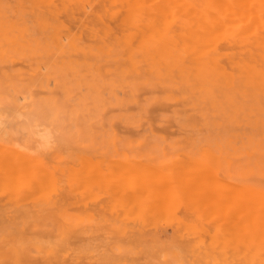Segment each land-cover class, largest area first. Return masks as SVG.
I'll return each instance as SVG.
<instances>
[{"label":"rangeland","instance_id":"1","mask_svg":"<svg viewBox=\"0 0 264 264\" xmlns=\"http://www.w3.org/2000/svg\"><path fill=\"white\" fill-rule=\"evenodd\" d=\"M47 1L57 5L53 12L31 0H0V156L8 165L0 170V264H264V156H257L264 153V91L205 87L178 70L159 74L158 61L131 66L128 51L113 44L139 33L131 20L111 15L124 13L128 0ZM184 1L199 8L208 0L173 6ZM151 2L144 1L145 39L176 22H200L185 6L168 11L171 0L163 6L171 17L159 10L164 1L161 13ZM230 34L217 33L224 47ZM31 156L44 178L31 175ZM207 181L210 191L202 190ZM15 246L27 255L11 254Z\"/></svg>","mask_w":264,"mask_h":264},{"label":"bare ground","instance_id":"2","mask_svg":"<svg viewBox=\"0 0 264 264\" xmlns=\"http://www.w3.org/2000/svg\"><path fill=\"white\" fill-rule=\"evenodd\" d=\"M33 5L37 8H40V11L41 12H53L54 9L57 7V5H54V2L51 4H49L50 2L47 1V0H31ZM62 2H64L65 0H61ZM112 1V0H111ZM113 1H116V0H113ZM121 1V0H120ZM126 1V0H125ZM144 1H147V0H128L126 3V8H124L125 12L124 13H117L115 14V12H113V14L111 15H115L116 17H118V19L120 20H131L134 24H132L134 26V28L136 29L135 31V34L136 33H139L138 34V37L137 39H130V38H126L124 40H116L114 41L115 43L113 44L114 47L116 49H118V51H124V50H127L128 51V62L131 64V66L135 67L137 64H139V62L141 61H147V62H151V61H154L153 62V65H157L155 61H158V64L160 66H156L154 70V72L156 73H159V74H162V72H167V71H172V70H178L180 71L181 73H184L187 77V79L190 81V79L192 80V77L195 78L196 82H199L202 84V86H205V87H210V86H214V85H225L227 88H230V87H238V88H242V87H250L252 86L255 90H259V91H264V0H208L207 2H204V3H201L199 4V8H197V6L184 1V5L181 4V6L179 5V3L176 2V5L177 6H180L178 7V10L180 11L181 7L185 8L186 11H188L187 13H193L194 12H197L198 15L200 17V22L195 24V25H192L191 24H186L183 22V25L178 22L174 23L173 25L167 27V26H164L165 29L164 31L160 32V34L157 36V37H151V38H148V39H145L143 38V35L144 33H146L145 31L142 30V15H143V12H144ZM149 1V0H148ZM150 1H153V0H150ZM157 1L156 3H152V5H155L156 4V10L158 6H161V2H162L164 5L161 6V8L159 9L160 11L163 10V12L167 11V7H165L166 9L164 10V7L166 2H168V0H155ZM174 1L176 0H171V4H172V8H174V11L173 9L171 8V4L168 2L166 4V6L170 5L168 7V11H170V9L172 11L170 12H176V8L177 6H173L175 3ZM107 2V1H106ZM124 1H122L123 3ZM119 2L117 1V4ZM121 3V2H120ZM121 3V6L124 7V5ZM128 3V4H127ZM160 3V4H159ZM108 4V3H107ZM159 4V5H158ZM110 4H108L109 6ZM112 5V3H111ZM119 5V4H118ZM87 6V5H86ZM107 6V7H108ZM155 7V6H154ZM110 7H108L109 9ZM120 8V7H119ZM122 8V7H121ZM120 8V9H121ZM159 8V7H158ZM163 8V9H162ZM180 8V9H179ZM155 10V12H156ZM157 11L159 13H161L160 11ZM184 10V9H183ZM167 11V12H168ZM120 12V11H119ZM122 12V11H121ZM156 12V13H157ZM170 12H168L167 14H169V17H171L172 15L170 14ZM178 12V11H177ZM181 12H182V9H181ZM185 12V10H184ZM93 15H97V10H93ZM158 13V14H159ZM166 13V12H165ZM164 13V18L166 19L168 16L167 14ZM179 13V12H178ZM103 14V13H102ZM174 14L173 13V17H174ZM183 15L186 13H182ZM171 15V16H170ZM188 15V14H187ZM157 16V15H156ZM160 16V14H159ZM159 16L158 19L155 18V20H159ZM189 16H192L191 14H189ZM189 16H187L189 18ZM155 17V15L153 16ZM172 17V18H173ZM198 17V18H199ZM170 18V19H172ZM107 19V18H106ZM115 19V18H114ZM154 19V18H153ZM162 19V17H161ZM165 19L163 21H165ZM190 19V18H189ZM194 19V20H193ZM192 20L195 21L196 18L194 17ZM155 20L153 22H155ZM167 20V19H166ZM65 21V20H64ZM67 21V20H66ZM119 21V20H117ZM160 21V20H159ZM158 21V23H159ZM169 21V20H168ZM191 21V20H190ZM196 22V21H195ZM113 23V22H112ZM157 23V22H156ZM155 23V24H156ZM161 24H163L162 22H160ZM159 23V24H160ZM178 23V24H177ZM127 24V23H126ZM154 24V23H153ZM160 24V25H161ZM113 25V24H112ZM167 25V24H166ZM155 26V25H154ZM150 27V26H149ZM167 27V28H166ZM145 30H146V27H144ZM221 28H224L226 30H229L230 31V35H231V39L227 40L226 37V41H224V43L226 42V44L228 45L227 47H224L222 45V42H221V38H218L217 37V33L218 31L221 29ZM119 29V28H118ZM163 30V29H162ZM223 30V29H222ZM155 31V30H154ZM158 32V29L157 31ZM224 32V30H223ZM222 32V33H223ZM155 33V32H154ZM153 33V35H154ZM143 34V35H141ZM157 34V33H156ZM134 35V34H133ZM220 34H218L219 36ZM63 38V37H62ZM61 38V39H62ZM64 39V38H63ZM65 40V39H64ZM69 40H73V39H69ZM58 43H60V40L57 41ZM71 45H73V42L70 41L69 42ZM220 45L222 46V48L220 47ZM121 49V50H119ZM223 49V50H222ZM109 51V50H107ZM108 54H110L108 52ZM152 56H158V58H152ZM161 61V62H160ZM152 63V62H151ZM150 64V63H149ZM15 111V110H14ZM37 126V125H36ZM39 132V131H38ZM38 135V134H37ZM40 135V134H39ZM48 135V134H47ZM46 136V135H45ZM42 138V137H41ZM48 138V137H47ZM45 141V139L43 140ZM47 141V140H46ZM46 143V142H45ZM41 144V143H40ZM43 144V143H42ZM36 145V144H35ZM43 147V146H42ZM1 148V147H0ZM5 149L3 150V152L9 148V147H4ZM21 148V147H20ZM32 149V148H31ZM10 150V148H9ZM14 150V149H13ZM1 151V150H0ZM12 149L9 151L11 153ZM32 151V150H31ZM248 153L249 154H252L253 152L249 151L247 149ZM8 152V150L6 151ZM8 152V153H9ZM14 151H12L13 153ZM207 152V151H206ZM209 152V151H208ZM207 152V153H208ZM5 153V152H4ZM9 153V154H10ZM11 153V154H12ZM17 153V151L15 152V154ZM19 153V152H18ZM32 153V152H31ZM20 154V153H19ZM209 154V153H208ZM18 155V154H17ZM211 155V153H210ZM8 156V155H7ZM22 156V155H21ZM23 156L27 158V156L29 158L27 159H30V156L27 155V154H23ZM180 156V155H179ZM178 156V157H179ZM214 155H212V158H213ZM258 157H263L264 156V153H258L257 154ZM12 157V156H11ZM13 157H16L14 156L13 154ZM23 157V158H24ZM32 157V156H31ZM181 157V156H180ZM211 157V156H210ZM1 160H0V170H4L2 169L3 165L4 167L5 164L3 163H6L7 160L4 158H2L0 156ZM46 158V157H45ZM184 157H182L183 159ZM211 158V159H212ZM2 159L6 162H3ZM9 159V158H8ZM13 159V158H12ZM20 159V158H19ZM18 158H16V161L19 160ZM22 159V158H21ZM35 159L37 161H34L36 163L35 166V171L34 170V166L31 167L33 168L32 172H31V175L33 174V172H35V174H33V177L34 175L37 176H42L40 175V173L42 174V166H41V169L40 168H37L36 166H38V160L39 159H36V158H33L32 157V160ZM210 159V160H211ZM23 160V159H22ZM21 160V162H22ZM26 161V159H24ZM23 160V162H25ZM13 161V160H12ZM15 161V162H16ZM31 161V159H30ZM89 161V159H88ZM87 161V162H88ZM100 161V160H99ZM173 161V160H172ZM184 161V159H183ZM186 161V160H185ZM258 161V159H257ZM22 162V163H23ZM33 162V163H34ZM83 162V160H82ZM86 162V161H84ZM136 162V161H135ZM174 162V161H173ZM182 162V161H180ZM188 162V161H187ZM186 162V163H187ZM20 162H18L19 164ZM34 163V164H35ZM90 163V162H89ZM88 163V164H89ZM176 163V162H175ZM173 163V165L175 166L176 164ZM178 163V162H177ZM195 163V162H193ZM2 164V165H1ZM14 164V163H12ZM17 163L15 165H18ZM21 164V163H20ZM30 164V163H29ZM27 163V167H29V165ZM87 164V163H86ZM136 164V163H135ZM138 164V163H137ZM181 164V163H179ZM189 164V162H188ZM187 164V166H188ZM191 164V163H190ZM7 165V163H6ZM29 165V166H28ZM40 165V164H39ZM83 165V163H82ZM117 165V164H116ZM122 165L123 167V164H120ZM140 165V164H139ZM182 165V164H181ZM180 165V167H181ZM184 165V163H183ZM194 166V164H191ZM197 166V164H195ZM8 166V165H7ZM10 166V165H9ZM22 165H20L21 167ZM85 167V164L83 165ZM125 166V165H124ZM144 166V165H143ZM178 166V165H177ZM186 166V164L184 165ZM194 166V167H196ZM204 166V165H203ZM12 167V165L10 166ZM90 167V166H89ZM94 167L91 165V168ZM99 167V166H98ZM97 167V169H98ZM172 167V166H171ZM179 167V168H180ZM190 167V166H189ZM189 167H188V170H189ZM198 167V166H197ZM202 167V166H201ZM200 166L199 168L202 169ZM206 167V166H205ZM8 168V167H7ZM23 168V167H22ZM26 167H24L25 169ZM30 168V167H29ZM28 168V169H29ZM82 168V167H81ZM80 166H79V169H81ZM115 168V167H114ZM131 168H132V165H131ZM147 168V171L148 169L150 170V168L146 167ZM145 168V170H146ZM176 168V167H175ZM175 168L172 169L171 173L173 174V172H175ZM187 168V167H185ZM10 169V168H9ZM15 169V167H14ZM13 169V170H14ZM28 169L26 168L25 171ZM38 169V170H37ZM41 171H40V170ZM45 169V168H44ZM95 169V168H94ZM96 169V170H97ZM100 169V168H99ZM116 169V168H115ZM126 169V168H125ZM124 169V172L126 171ZM182 169V167H181ZM194 169V168H193ZM198 169V168H197ZM196 169V171H197ZM204 169V167H203ZM202 169V170H203ZM206 169V168H205ZM11 170V169H10ZM18 170H19V167H18ZM21 170V169H20ZM19 170V171H20ZM31 170V168H30ZM46 170V169H45ZM49 170V169H47ZM83 170V169H82ZM88 171V169H86ZM92 170V169H90ZM129 170V169H128ZM133 170V168H132ZM136 170V169H135ZM140 171V169H138ZM180 170V169H179ZM184 172H185V169L183 168ZM192 170V169H191ZM6 171V170H5ZM9 171V170H8ZM23 170H21L22 172ZM39 175H37V173ZM39 171V172H38ZM53 171V170H51ZM137 171V170H136ZM136 171H133V173L135 172V176L136 175H139L138 173H136ZM156 171V169H155ZM155 171L151 172L152 176H154L155 178V175H157L155 173ZM187 171V170H186ZM200 170L197 171V173L199 172ZM206 170H204L205 172ZM10 172V171H9ZM12 172V171H11ZM10 172V173H11ZM18 171L14 172V173H17ZM77 172V171H76ZM75 172V173H76ZM83 172V171H82ZM91 172V171H90ZM94 172V171H93ZM115 172V170L113 171ZM117 172H118V168H117ZM142 172V171H141ZM181 172V171H180ZM189 172V171H187ZM203 172V171H201ZM201 172H199V174L201 175ZM2 173V172H1ZM5 173V172H4ZM8 173V172H7ZM6 173V174H7ZM19 173V172H18ZM18 177H19V174L20 176H23L21 178V180H19L20 182H22V179L25 180L24 178V172L23 171V174L22 173H19ZM44 174H46V172H43ZM49 173V172H48ZM47 173V174H48ZM56 173V172H55ZM89 173V172H88ZM87 173V174H88ZM106 173V172H105ZM105 173H104V176H105ZM179 173V172H177ZM210 173V171H209ZM43 174V175H44ZM50 174V173H49ZM97 174V173H96ZM94 173V175H96ZM99 174V173H98ZM112 174V172H111ZM131 174V172H130ZM150 174V175H151ZM180 174V173H179ZM178 174V175H179ZM182 174V173H181ZM191 174V173H190ZM194 174V172H193ZM205 174V173H203ZM9 175V174H8ZM13 175V172L10 174V176L12 177ZM16 175V174H15ZM64 175V174H62ZM75 175V174H74ZM89 175V174H88ZM93 175V176H94ZM110 175V174H109ZM120 175V174H119ZM123 175V174H121ZM127 175V174H126ZM143 175V174H142ZM140 174V176H142ZM146 175V174H145ZM144 175V176H145ZM149 175V176H150ZM165 175V174H164ZM176 175V176H178ZM186 175V173H185ZM192 175V174H191ZM196 175V174H195ZM207 175H208V172H207ZM1 176V175H0ZM29 176V175H28ZM26 176V178L28 177ZM45 176V175H44ZM49 176V175H47ZM58 176V175H57ZM67 176V175H66ZM71 176V175H70ZM91 177L87 176L86 175V178H94L92 177V174H90ZM98 176V175H96ZM100 179L101 181L103 180L102 177L103 175H100ZM108 176V174H107ZM131 176V175H129ZM139 176V177H140ZM158 176H160L158 174ZM158 176H156V179L158 178ZM166 177V180H169V178L173 177V175H170L169 177L167 175H165ZM176 176H174V183H175V179H176ZM182 176L184 177V175L182 174ZM180 176V177H182ZM208 176H211L213 177L211 174L208 175ZM3 177L6 178L5 174L3 175ZM14 177V175H13ZM30 177V176H29ZM28 177V178H29ZM37 177V178H39ZM43 177V176H42ZM42 177L41 181H45V180H42ZM50 177V176H49ZM59 177V176H58ZM69 177V176H68ZM77 177V175L73 176V178ZM112 177V176H111ZM118 177V176H116ZM121 177V176H120ZM128 177V175L126 176ZM133 177V176H132ZM137 177V178H139ZM146 177V176H145ZM164 177V176H163ZM168 177V179H167ZM198 177V176H197ZM17 178V177H15ZM44 178V177H43ZM51 178V177H50ZM60 178V177H59ZM113 178V177H112ZM124 178V177H123ZM134 178V177H133ZM148 178V177H147ZM153 178V177H152ZM160 178V177H159ZM171 178V179H173ZM178 178V177H177ZM187 178L190 179V176L188 175ZM194 179V175L193 177H191ZM208 179L206 174L203 175V177L201 176V181H204V179ZM216 177H214V179L212 180H216L215 179ZM4 179V178H3ZM1 179V180H3ZM9 179V177L7 178ZM6 179V180H7ZM11 179V178H10ZM18 179V178H17ZM16 179V180H17ZM20 179V178H19ZM31 180V177L29 178ZM46 179V178H45ZM61 179V178H60ZM79 179V178H78ZM81 181H82V178H80ZM87 179V181H88ZM98 179V178H97ZM117 178H115V181H116ZM121 179V178H120ZM139 179H142V178H139ZM139 179H136V183H137V180L140 181ZM144 179V178H143ZM198 179V178H197ZM196 179V180H197ZM199 179H200V176H199ZM24 180H23V183H24ZM28 180V179H27ZM53 180V179H52ZM95 180V179H93ZM114 180V179H113ZM148 180V179H147ZM155 180V179H154ZM159 180V179H158ZM178 180H180L178 178ZM195 180V181H196ZM209 180V179H208ZM18 181V180H17ZM18 181V182H19ZM33 182V180H31ZM30 181V182H31ZM38 181V179H37ZM36 181V182H37ZM50 181V180H48ZM63 181V180H62ZM97 181V180H96ZM94 181V182H96ZM99 181V180H98ZM105 182V179L103 180ZM109 181V180H108ZM114 181V183H118L120 182L119 180H117L116 182ZM145 181V180H143ZM141 181V182H143ZM153 181V180H151ZM160 181H163L162 179ZM163 181V182H165ZM182 181V180H181ZM180 181V183H181ZM191 180H187L186 181V178H185V181L184 182H187V184H185L186 186L188 185V183L191 185L192 181L190 182ZM217 181V185L218 187L222 186L220 185L222 183L221 181L220 184H219V181L218 179L216 180ZM9 182V181H8ZM16 182L17 184H23V183H18ZM31 182V183H32ZM39 182V181H38ZM80 182V180H79ZM89 182V181H88ZM111 182V181H110ZM123 182V180H122ZM121 182V183H122ZM131 182V181H129ZM172 182V181H171ZM170 183V185H173V182ZM198 182V180H197ZM200 182V181H199ZM204 182H201L202 184ZM224 182V181H223ZM227 182V181H226ZM229 182V181H228ZM3 183V181H2ZM5 183V182H4ZM3 183V184H4ZM10 183V182H9ZM29 183V180L28 182L25 184L27 185ZM35 183V182H34ZM52 183V182H51ZM103 183V182H102ZM120 183V184H121ZM136 183L134 182V184L136 185ZM168 183V181H167ZM194 183V182H193ZM206 183V182H205ZM204 183L203 187L206 186ZM207 183H209L207 181ZM214 184V182H212ZM230 183V182H229ZM1 184V182H0ZM7 184V183H6ZM5 184V185H6ZM15 184V183H14ZM39 184V183H38ZM36 184V185H38ZM41 184H43L41 182ZM79 184V183H77ZM101 184V183H100ZM109 184V183H108ZM123 184V183H122ZM121 184V185H122ZM145 184V182H144ZM143 184V185H144ZM158 184H159V181H158ZM162 184V182L160 183V185ZM164 184V183H163ZM162 184V185H163ZM183 183H181V186ZM196 184V183H195ZM194 184V185H195ZM199 184V183H198ZM213 184L211 185V189H214L216 186ZM225 184V182H224ZM2 185V184H1ZM4 185V186H5ZM11 187V183L9 184ZM35 184H33L34 186ZM113 185V183H111V186ZM129 187V185H132V184H127ZM133 185V186H135ZM167 185V184H166ZM176 185H180L179 183L176 182ZM3 186V187H4ZM7 186V185H6ZM31 186V185H30ZM66 186V185H65ZM78 186V185H77ZM80 186V184H79ZM102 186V185H101ZM109 186V185H108ZM107 186V187H108ZM116 186V185H114ZM123 186V185H122ZM120 186V187H122ZM141 186V185H140ZM164 186V185H163ZM224 186V185H223ZM240 186V185H238ZM2 187V188H3ZM14 187V186H13ZM35 187V188H34ZM32 187L33 190L37 188H39L40 186H34ZM76 187V186H75ZM82 187V186H80ZM87 187V186H85ZM100 187V185H99ZM106 187V186H104ZM113 187V186H112ZM147 187V185L145 186ZM162 187V186H161ZM190 187L191 186H187V188L190 190ZM202 187V186H201ZM207 187V186H206ZM235 187V185L233 186ZM6 188V187H5ZM84 188V187H83ZM179 188V187H178ZM209 188V189H208ZM232 188V187H231ZM8 189V188H7ZM6 189V190H7ZM66 189V188H65ZM86 190V188H84ZM88 189V188H87ZM106 189V188H105ZM137 190V188H135ZM201 189V188H200ZM205 189V190H204ZM228 189V188H227ZM250 188H248L249 190ZM37 190V189H36ZM107 190V189H106ZM109 190V189H108ZM113 190V189H112ZM122 190V188H120V191ZM125 190V189H124ZM123 190V191H124ZM129 190V189H128ZM141 190V189H140ZM145 190V189H144ZM157 190V189H156ZM160 190V188H159ZM174 190V189H173ZM178 190V189H177ZM182 190V189H180ZM202 190L204 191H207L209 190L210 191V183H209V186L207 188H203ZM219 190V189H218ZM225 190V189H224ZM247 190V189H246ZM251 190V189H250ZM119 191V190H118ZM117 191V192H118ZM139 191V190H138ZM138 191H135V195H137ZM200 191V190H198ZM212 191V190H211ZM26 192V191H25ZM43 192V191H42ZM129 192V191H128ZM131 192V191H130ZM145 192V191H144ZM159 192V191H157ZM185 192V190H184ZM31 193V192H30ZM33 193V192H32ZM35 193V192H34ZM44 193V192H43ZM122 193V192H121ZM147 193V192H146ZM162 193V192H161ZM164 193V192H163ZM162 193V194H163ZM116 194V193H115ZM126 194V192H125ZM124 194V195H125ZM128 194V193H127ZM94 195V194H93ZM118 195V194H117ZM123 195V193H122ZM158 195V194H157ZM162 195H160L161 197ZM121 197V196H120ZM106 198V197H105ZM58 199V198H57ZM107 199V198H106ZM160 199V198H159ZM49 201V200H48ZM106 201V200H105ZM104 203V202H103ZM105 206V205H104ZM44 209V208H43ZM82 211V210H81ZM97 211V210H96ZM37 240V239H36ZM35 240V241H36ZM39 241H37V245H38ZM46 246V245H45ZM10 253L17 256L18 258H22V257H25L24 255H27V252H26V249L23 248V247H11L9 249ZM49 253H55L56 250H54V248H49L47 250ZM48 264H52V263H48Z\"/></svg>","mask_w":264,"mask_h":264}]
</instances>
